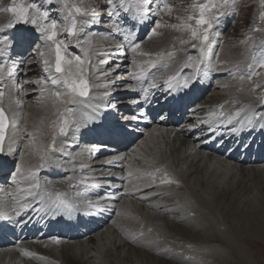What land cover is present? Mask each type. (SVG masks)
<instances>
[{"label":"bare ground","instance_id":"bare-ground-1","mask_svg":"<svg viewBox=\"0 0 264 264\" xmlns=\"http://www.w3.org/2000/svg\"><path fill=\"white\" fill-rule=\"evenodd\" d=\"M168 2L174 5L172 18L161 13L160 17L153 16L143 24L137 25L133 29L137 33L136 39L143 35L145 30L148 31L150 24H154L156 19L162 18L166 23H178L174 17L185 16L193 0H168ZM230 19V14L221 18L214 29L216 34L211 38L208 46L211 48L218 46L220 35L226 30L225 27ZM233 30L234 28L224 36L225 38L223 37L224 39L221 38L225 46L227 43L230 44L228 41H237L233 36ZM161 31L163 35L153 37L144 44L145 51L158 53L174 50L176 55L168 61L167 69L159 66L158 69H151V74L143 83L144 87H147L148 80L154 76L159 80L162 89L163 80L186 59L185 52L193 56L201 55L197 50L191 49L190 45L179 43L181 33L170 28H163ZM31 33L34 32L27 34L33 36ZM113 34L114 37L99 38L101 39L99 42L93 38L94 45L112 53L105 57L109 61L127 56V59L122 60L126 66L121 70L138 73L139 69L131 63L133 55L131 52L125 49L126 54H116L115 38H119L121 43H124V35L115 32ZM248 34L253 35L252 32ZM173 37L177 39L173 40ZM254 37L258 39V35ZM237 46L232 48L233 50L227 47L219 48L215 61L208 58L210 55L206 54L205 50L202 54L201 71L190 88L171 94L161 89H154L149 93V101L143 100V93L138 90L141 85L137 81L128 77L130 85L137 88V91H129L120 87L127 84L122 83L123 77L115 78L113 80L115 88L111 89L110 97L130 96L131 98L122 104L116 103V109L104 108L106 101L94 102L101 105V117L105 122L127 123L130 130L135 129L132 135L120 143L108 142L105 147L98 143L96 137L77 134L71 146L65 147L62 153L56 154L63 162V167L41 170L38 174L41 179L47 177L56 182L53 186L62 191L67 190L68 181L65 178L73 177L71 183L75 187L70 190V194L73 198L72 202L78 205V208L70 215L62 211L63 217L60 215L54 217L50 212H38L32 209L16 216L11 210L15 202L7 193L14 191L15 186L3 179L4 174L8 168L15 169L16 161H19L25 170L38 165L39 156L34 150L38 148L43 150L51 142V122L55 118L52 115L54 108L52 111L46 109L48 104L44 102L43 105V100H37L38 93H33L32 98L24 97L25 101L16 100L18 104L24 103L22 110L14 107V111L21 113L16 117L17 127L14 128L16 129L14 139L18 141L20 151L15 154V160L11 157L0 158V189H2L0 211L5 213L0 215V254L3 255L0 256V264H13L17 259L22 264H139L140 262H137L140 260L139 256H145L146 258H143L145 261L154 260L163 264H172L167 260L164 261L165 257L170 256V253L164 251L170 245L169 242L174 241L175 237H179L178 235L202 242L201 239L209 230L216 233L223 247L240 256L245 255L246 249L239 243L238 228L243 229L242 225H253L256 221L249 222L250 217L235 216V221H239L242 225L238 228L232 225L234 231L227 234L220 221L218 200H215L218 194L226 196L228 193L239 194L240 191L246 190L248 181L255 175H260L261 169L264 170L260 168L264 164V120L254 119L249 125L243 120L245 114H251L248 113L247 108L241 117L231 124L225 122V117L218 115L221 110L220 105H224L223 111L226 114L243 106L264 111L259 99L261 91L260 93L251 91V87L257 82L247 79L250 74L248 65L255 51L251 49L252 53L248 52L251 57H245L246 53H238L239 46ZM245 46L248 45H241V47ZM215 51L211 53L214 54ZM260 58L261 54L256 56L257 61ZM3 61L6 63L5 60ZM212 64L217 66L213 68ZM8 70L11 69L5 71V76ZM191 71V68H185L182 74H190ZM241 76L245 78L241 79ZM248 82L250 83L246 86ZM258 84L260 85L258 88H264L262 82L259 81ZM119 93L121 95H117ZM132 100H139L140 103L132 104ZM141 109L144 111V116L138 121L126 122L121 119V116L139 115ZM188 109L193 110L195 119L191 115L184 116V112ZM211 112H216L217 115L210 117ZM22 115L25 123L20 125ZM40 116L44 123L40 122ZM160 116L164 119H160ZM198 120L201 122L198 123ZM206 120L209 123L202 122ZM180 124L182 125L176 127ZM11 132L9 131V135ZM24 133H31L32 136L29 137L27 134L24 136ZM12 134L10 136L13 137ZM28 137L29 141H27ZM175 141L181 142L180 148ZM94 144L97 146V151L91 153L83 151ZM21 151L24 156L20 155ZM82 151L83 154L78 156L77 153ZM113 155H122L124 159L111 165L104 163ZM72 161L77 165L84 162L89 167L83 173L77 167L74 173ZM156 168L166 171L171 178L181 184L182 197H180L186 207L185 210H180L182 203L175 205L176 207L180 205L177 209L169 204L168 195L172 192L170 185L147 187L153 182V178L147 173L154 172ZM81 175L88 177L87 181L83 184L76 183ZM160 175V173L156 174V184H159ZM21 187L24 185L21 184ZM176 194L179 197V193ZM88 200L99 201L98 206L88 207L84 203ZM176 200L178 201L179 198ZM38 207V204L33 205V208ZM189 210L199 212L200 218L190 219ZM262 212L264 214V209ZM144 218L146 222H143ZM263 221L253 227H262ZM149 229L151 231H148ZM141 231L144 233L143 237L133 241L131 236ZM52 237L67 238L69 243H65L64 246L55 244L51 240ZM202 243L204 246L198 245L194 248H202L206 252L205 255L210 256L211 259H214L217 255L215 257L213 255L217 253L221 254L220 251L214 250L216 249L214 246ZM207 248L213 251H207ZM184 249L186 251L187 248ZM107 252L109 257L113 256L109 261L106 258ZM152 255L155 257L151 258ZM157 257H164V260L159 261Z\"/></svg>","mask_w":264,"mask_h":264},{"label":"snow or ice","instance_id":"snow-or-ice-1","mask_svg":"<svg viewBox=\"0 0 264 264\" xmlns=\"http://www.w3.org/2000/svg\"><path fill=\"white\" fill-rule=\"evenodd\" d=\"M236 4L237 0H203V2L193 0L185 16L174 17L178 23H166L162 18L155 20L148 30V39L163 35L161 29L170 28L182 34L179 37L181 45H190L191 49L201 54L193 56L185 52L186 59L172 74L167 75L163 80L162 89L159 80L154 76L148 80L147 87H144L143 83L151 74V69H158V66L167 69L168 61L175 57L176 51L158 53L144 51L142 41L136 39L137 33L133 29L153 16L160 17L161 13L172 18L174 5L168 0H98V3H89L88 6H84L83 0L80 3H76L75 0H42L40 3L37 0H10L7 6H0V13L9 14L7 22L0 25V61L6 59L11 66V70H8L5 76L9 65L0 63V158L11 157L15 160V154L20 151L18 141L9 135L10 129L17 127L16 117L21 114L14 111V107H23L16 102L17 96L28 97L38 93L37 100L51 101L54 108L52 115L55 117L51 122V142L43 150L39 148L34 150L39 156L38 165L25 170L19 161H16L15 169L10 170L7 183L15 186V190L8 192L7 195L15 202L11 209L15 215L20 216L21 212L30 209L50 212L54 217L61 215L62 211L70 215L78 208V205L72 202L73 198L70 194V190L75 187L71 183L73 177L65 178L68 181L67 190L62 191L53 186L56 183L53 180L47 177L41 179L39 172L53 167L62 168L63 162L56 154L62 153L65 147L71 146L77 134L96 137L98 143L106 147L108 142L125 141L135 130L134 128L130 130L127 123L105 122L101 117V105L94 102L106 101L104 108H117V104L109 99L112 95L111 89L115 88L114 82L109 77L122 65L117 63L108 71L103 69L102 66L109 63L105 57L112 53L94 45V37L106 34L91 29L100 23H106L112 32L124 35V43L115 45L116 54H126L125 49L133 54L131 63L139 69V72L133 71L129 73V77L141 85L138 90L143 93V100L149 101L151 90L161 89L171 94L181 89H188L196 82L201 71L202 54L216 34L215 26L220 23L223 16L231 13ZM260 6L264 8V0H260ZM258 19L264 22V11L259 12ZM20 25L31 26L35 35L29 36L26 31H22L17 36L9 31L17 30ZM250 31L258 32L261 28L254 22ZM138 57H147V59L138 62ZM37 63L39 64L37 78L25 79L21 82L19 66L22 65L30 71ZM216 66V64L211 65L213 68ZM255 67L264 68V51L261 52L258 61L253 55V63L248 65L250 74L247 79L250 81L254 76L259 75L258 72L253 71ZM185 68H191V73L182 74ZM24 75H28V72H24ZM116 78L119 79V76ZM26 86L32 91H24ZM258 87L259 84L254 85L253 91ZM125 88L137 91V88L130 84L125 85ZM259 99L261 108L264 109V93H261ZM131 103L139 104L140 101L132 100ZM219 108L221 110L218 115L225 117L227 124L241 117L245 108L251 113L243 117L249 125L254 119L264 120V111H257L251 106H243L230 111V114L223 111L224 105H220ZM216 115V112L209 113L210 117ZM143 116L144 111L141 109L139 115L121 116V119L126 122L138 121ZM160 119L164 117L160 116ZM199 122L201 121L198 120ZM202 122L209 123L207 120ZM209 130L211 131V128ZM27 135L32 136L31 133ZM83 151L90 153L97 151V146L94 144ZM83 151L77 155H82ZM20 155L24 156V153L21 151ZM123 159L122 155H113L104 163L111 165ZM71 163L74 173L77 167L81 173L89 167L84 162L78 165L75 161ZM157 173L161 174L159 184L155 183ZM147 175L153 178V182L147 187L179 184L160 168ZM87 179L88 177L81 175L76 183L83 184ZM21 184L24 187H21ZM84 203L94 208L98 206L99 201L88 200ZM34 204H38L39 207L33 208ZM3 214L5 213L0 211V215ZM143 235L141 231L133 234L131 239L135 241ZM51 240L55 244L60 243L57 237H52ZM25 255L31 254L25 253Z\"/></svg>","mask_w":264,"mask_h":264},{"label":"rangeland","instance_id":"rangeland-1","mask_svg":"<svg viewBox=\"0 0 264 264\" xmlns=\"http://www.w3.org/2000/svg\"><path fill=\"white\" fill-rule=\"evenodd\" d=\"M37 2L40 3V2H42V0H37ZM75 2L80 3L81 0H75ZM201 2H203V0H201ZM9 3H10V0H0V6H7ZM83 3H84V6H88L89 3H98V0H83ZM260 11H264V8H262L260 6V0H237L236 6L232 9V11L230 13V15H231L230 20L231 21L230 20L228 21V23L225 27L226 30L222 32L223 35L222 34L220 35V39L218 40V46L215 48H213V46H212V48H211V46H208L207 47L208 49L207 48L205 49L206 50L205 53L210 55V56H208V58L209 59L212 58L211 60L215 61V59H216L215 55H216V52L219 48L227 47V49L233 50L238 45V43H239V45H238L239 46V50H238L239 52L238 53H246L245 57L246 56L251 57V55H249V53H252L251 49H253V51H255V53L253 54V55H255V57L257 55L261 54V52L264 51V22H261L258 19V15H259ZM8 18H9V14L0 13V25L6 23ZM105 18H106V16L104 17V19ZM254 22L256 25H258L261 28V31H258V32L250 31V29L254 25ZM152 24L153 23H151L150 25L152 26ZM232 28H234V30L232 31L233 36L237 41H235V42L228 41V42H230V44L227 43V46H225L226 44H225V42H223L221 40V38L224 39L225 38L224 36H227V34L229 33V31H231ZM9 31H12L13 34L17 35V36H19L22 31H26L27 33L28 32H34V30L31 28V26H25V25L18 26L17 30H9ZM91 31L101 33V34H106V35H97L98 38L94 37L97 39L98 42L101 41V39H99V38L107 39L110 36L114 37V34H113L114 32H112L111 29L109 30L106 23L98 24L97 28H93V29H91ZM249 32H252L253 35L249 36V34H248ZM147 33H148V31L145 30L143 32V35H140L137 38V40L139 39L138 41H142V49L144 48L143 49L144 51L146 50L145 49L146 47L144 44H147L148 41L150 40L147 38ZM31 34L33 36L35 35V33H31ZM254 35H258V39H257V37H254ZM251 37H253V38L250 41ZM260 37H261V39H260ZM174 39H177V38L173 37V40ZM115 41H116V43H118L120 41V39L116 37ZM247 41H248V43H247ZM119 43H121V41ZM240 43L247 44L248 46L241 47L242 44H240ZM241 49H243V50H241ZM210 50H212V51H210ZM214 50H216V51L214 54H212L214 52ZM145 58H147V57H138L137 59L138 60L139 59L144 60ZM124 59H127V56H122V57L120 56L118 58H115L114 60L113 59L110 60L109 63L104 66V70L108 71L112 67H114L115 64L120 63L122 65V67L120 69H118L116 73H113V75L111 77H109V79L113 81L117 76L123 77L124 80L122 81V83H127L126 85H128V83L130 84V82L127 80L129 77V73L125 70H121V69H124V66H126V64L122 63V60H124ZM250 61L251 62H249V64H252L253 59H251ZM5 62L7 63V65H9L8 69H11L10 62L7 61L6 59H5ZM0 63H4V61L2 60V61H0ZM25 63H27V61H25ZM18 70H19V78H20L21 82L25 79H36L37 75L39 74V64L37 63L36 67L32 68L30 70V72H28L29 70L27 68L23 67L22 65L19 66ZM253 70L258 72L259 75L254 76L253 77L254 79L252 78L251 81H254V82L256 81L257 84L260 81L264 84V68L255 67V68H253ZM24 72H28V75H24ZM249 83L250 82H248L246 84V86ZM120 87L125 89L124 85L120 86ZM31 90L32 89L27 87V86L24 88V91H27V92H31ZM263 90H264V88L261 87V88H257L255 91H256V93H260V91H261V93H263ZM251 91H253V86L251 87ZM117 95H121V94L119 93ZM30 96L32 98L34 96V94H32ZM23 98L24 97L17 96L15 99L19 101L20 99L24 100ZM130 98H131L130 96H126V97L112 96L109 99L115 103H118V104L121 103L122 104V103L126 102L127 100H129ZM44 102H46L48 104L46 109L52 111L53 106H52L51 101L50 100H43L42 101L43 105L45 104ZM20 104L24 105L23 102ZM6 106H7V102H6ZM23 108H24V106L20 110H22ZM190 115L193 117V119L196 118V115H195V113H193L192 109H188L186 112H184V116H190ZM48 119L49 118L47 117L46 123H47ZM21 121H22L21 123L19 122L20 125L22 123H25V121L23 119V115L21 116ZM40 122L44 123L41 116H40ZM181 125L182 124H180L178 126L176 125V127H179ZM10 131H12L11 134L13 133L12 134L13 138H15L16 134H14V133H15L16 129L12 128V129H10ZM26 134L27 133H24L23 135L25 136ZM27 139H28L27 141H29V137ZM175 144L178 146V148H180L181 142L175 141ZM263 165L260 168H264ZM12 169L13 168L11 167V168H8L6 170L3 179H5L7 181L10 170H12ZM260 173H261L260 175H255L250 181H248L246 190L240 191L239 194L228 193L226 196H221L218 194V196L215 197V200L216 199L218 200L217 209L221 215L220 221H222L223 230L227 234L232 233L234 231L232 225H235L237 228L242 225L239 221H235V219H234L235 216H238V217L244 216L246 218L250 217L249 222L256 221L253 225H255L257 223L259 224V223H261V221L264 220V218H263L264 214L262 212L264 209V207H263L264 206V170L261 169ZM170 188H172V192L168 195L169 204L172 205L173 208H175V209H177V207L178 208L183 207L184 209L180 208V210H182V211L185 210L186 207L183 204V200L181 198L182 193L180 192L181 184L180 183L178 185L177 184H174V185L171 184ZM176 192L179 193V197L177 196ZM178 198H179V200L177 201L176 199H178ZM180 200H182V201H180ZM177 203H179V204L182 203V204H181V206L179 205L180 207L179 206L176 207L175 205H178ZM189 212H190V216H189L190 219L191 218H194V219L200 218L199 212L195 213V212H192L190 210H189ZM142 214H145V213H142ZM143 222H146L145 218L143 219ZM253 225H247V226L242 225L241 227L243 229L240 228V230L238 228V231L240 232V234H239L240 236H238V239H240L239 243H240V245H242V247H244L246 249L245 255L240 256L238 253H234L230 249L223 247L222 242L218 239V237L216 236V233L214 231L209 230L208 234L203 239H201V241L214 246L216 248L214 250L221 252V254L217 253V254L213 255L214 257L217 255L214 259H211L210 256L205 255L206 252H204L202 250V248H200V249L194 248V246L198 247V245L204 246V244L202 242H200V240H198V242H196L195 240H193L191 238H186L185 236L178 235L179 237H175L174 241L169 242L168 244H170V245L164 250V251L170 253V256L165 257V260H164V257H160L161 259L159 257H157V260H159V261H162V260L166 261L167 260V262H172V264H173V262H174V264H264V221H263L262 227L255 228V227H253ZM191 226H194V225H191ZM219 226L222 229L221 222H219ZM188 228H189V226H188ZM195 228H196V223H195ZM183 229L186 230V228H183ZM174 232H175V230H174ZM62 238H58L59 240H61L60 241L61 243H59V245L64 246L65 243H67V242L69 243L67 238L66 239L64 237H62ZM183 247L187 248L186 251ZM207 251H213V250L212 249L208 250V248H207ZM0 256H3V255L0 254ZM109 256L110 255L107 252L106 258L108 259V261L111 260V258L113 257V256H111V257H109ZM242 256H243V258H242ZM139 257L140 258H138V259H140V260H137V262L139 261L141 264H144L147 261V260L145 261V259H143V258H146L145 256L144 257L139 256ZM154 257H155V255L154 256L152 255L151 258H154ZM13 264H22V262H20L19 259H17L15 261V263H13ZM145 264H163V263L158 262V261L155 262L154 260H152V261H147Z\"/></svg>","mask_w":264,"mask_h":264}]
</instances>
